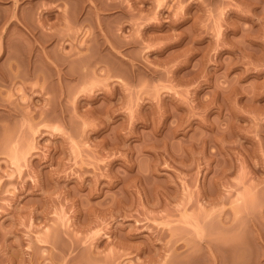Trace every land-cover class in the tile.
<instances>
[{
    "label": "rangeland",
    "instance_id": "rangeland-1",
    "mask_svg": "<svg viewBox=\"0 0 264 264\" xmlns=\"http://www.w3.org/2000/svg\"><path fill=\"white\" fill-rule=\"evenodd\" d=\"M184 261L264 264V0H0V264Z\"/></svg>",
    "mask_w": 264,
    "mask_h": 264
},
{
    "label": "bare ground",
    "instance_id": "bare-ground-1",
    "mask_svg": "<svg viewBox=\"0 0 264 264\" xmlns=\"http://www.w3.org/2000/svg\"><path fill=\"white\" fill-rule=\"evenodd\" d=\"M212 244H213V243H212ZM212 244H211V245H212ZM216 246H218V245H216ZM213 248H215L214 245H213ZM216 249H217V248H215V251H216ZM213 251H214V250H213ZM217 251H218V250H217ZM184 263H186V262L184 261V262L181 263V264H184ZM186 264H187V263H186Z\"/></svg>",
    "mask_w": 264,
    "mask_h": 264
}]
</instances>
